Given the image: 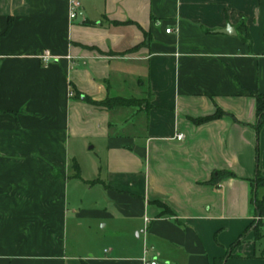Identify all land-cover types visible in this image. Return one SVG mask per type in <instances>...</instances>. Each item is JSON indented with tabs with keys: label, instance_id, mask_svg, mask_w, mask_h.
Wrapping results in <instances>:
<instances>
[{
	"label": "crops",
	"instance_id": "crops-1",
	"mask_svg": "<svg viewBox=\"0 0 264 264\" xmlns=\"http://www.w3.org/2000/svg\"><path fill=\"white\" fill-rule=\"evenodd\" d=\"M78 1L0 0V264H264V0Z\"/></svg>",
	"mask_w": 264,
	"mask_h": 264
},
{
	"label": "trees",
	"instance_id": "trees-1",
	"mask_svg": "<svg viewBox=\"0 0 264 264\" xmlns=\"http://www.w3.org/2000/svg\"><path fill=\"white\" fill-rule=\"evenodd\" d=\"M86 100H89L95 104L104 105L105 107H113L116 105H125L130 104L134 102L132 99H124L119 97H110L101 101H96L89 99L87 97H84ZM256 114H257V127H260L264 125V95L258 94L256 95ZM218 115H220V111H217L214 115L203 117L197 120V122L206 121L208 119L216 118ZM228 175H232V173H226ZM254 182L256 185L261 186L264 185V175L257 174L254 178ZM255 210H256V216H258V221L262 220L264 218V197L261 199L255 200ZM228 255H225L223 258L217 259L214 264H222L224 259Z\"/></svg>",
	"mask_w": 264,
	"mask_h": 264
},
{
	"label": "built area",
	"instance_id": "built-area-1",
	"mask_svg": "<svg viewBox=\"0 0 264 264\" xmlns=\"http://www.w3.org/2000/svg\"><path fill=\"white\" fill-rule=\"evenodd\" d=\"M69 4H70L69 16L71 18H74L77 14V8L79 7L80 2L78 0H70ZM169 31H170V28H166V32H169ZM49 57H50L49 52L47 50H45L43 52L42 58L45 61H47L49 59ZM182 137H183V135L181 133L177 134V136H176L177 139H181ZM258 218L259 217L257 216L256 219L258 220ZM143 264H158V262L155 259H153V260L144 259Z\"/></svg>",
	"mask_w": 264,
	"mask_h": 264
},
{
	"label": "water",
	"instance_id": "water-1",
	"mask_svg": "<svg viewBox=\"0 0 264 264\" xmlns=\"http://www.w3.org/2000/svg\"><path fill=\"white\" fill-rule=\"evenodd\" d=\"M233 30L230 25H227L225 28L216 29L217 32L229 34L230 31Z\"/></svg>",
	"mask_w": 264,
	"mask_h": 264
},
{
	"label": "rangeland",
	"instance_id": "rangeland-1",
	"mask_svg": "<svg viewBox=\"0 0 264 264\" xmlns=\"http://www.w3.org/2000/svg\"><path fill=\"white\" fill-rule=\"evenodd\" d=\"M110 238V237H109ZM107 245V244H106Z\"/></svg>",
	"mask_w": 264,
	"mask_h": 264
}]
</instances>
